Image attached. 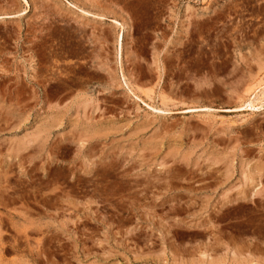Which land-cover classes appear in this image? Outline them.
I'll use <instances>...</instances> for the list:
<instances>
[{
	"label": "rangeland",
	"instance_id": "rangeland-1",
	"mask_svg": "<svg viewBox=\"0 0 264 264\" xmlns=\"http://www.w3.org/2000/svg\"><path fill=\"white\" fill-rule=\"evenodd\" d=\"M263 89L264 0H0V264H264Z\"/></svg>",
	"mask_w": 264,
	"mask_h": 264
},
{
	"label": "crops",
	"instance_id": "crops-1",
	"mask_svg": "<svg viewBox=\"0 0 264 264\" xmlns=\"http://www.w3.org/2000/svg\"><path fill=\"white\" fill-rule=\"evenodd\" d=\"M212 77H213V74H212ZM186 78L185 77H181L179 78L177 81V85L175 86V88H169V86L166 85L167 81L166 80H163L162 81V76L159 77V80L156 81V78L155 79H146V80H131V84L135 87L134 91H135V96L137 95L141 100L143 101H147L148 103H154L155 105H157V107H159V109H164L169 107L171 105V101L173 100H178V101H181V100H184L185 99V96H186V93H185V85H183L182 87L180 86V82H183V81H186L185 80ZM209 78H206V79H203V78H199L198 81V86H196V89L199 90L201 93L202 92H205L206 94H208L207 92L209 91H202L206 88V84L207 83H213V79H210L208 80ZM200 93V94H201ZM202 95V94H201ZM209 97H211L210 94H208ZM209 100L208 97L205 99V98H202L201 101H207ZM210 101H212L210 99ZM146 102V103H147ZM226 141L225 142H221V143H224V144H227V142L229 140H231V137L230 138H225ZM216 142L217 139H216ZM220 143V142H218ZM249 142H246L244 144H246L247 146ZM246 146V147H247ZM226 188L223 190V192L220 194V199H217L215 202H217L221 207H225L227 205H230L234 202H241L243 201L246 197H247V190L242 193L240 192L243 188L241 187L240 189H238V191H236L235 195H229V190L232 189L234 190L235 187H228V186H225ZM219 188V187H218ZM217 186H215V188H213V191H216V189H218ZM236 188H239V187H236ZM244 196V197H241V196ZM228 197L230 199H232V201L226 203V204H223V198L225 197ZM214 199V198H213ZM167 200V199H166ZM169 200V199H168ZM222 202V203H221Z\"/></svg>",
	"mask_w": 264,
	"mask_h": 264
},
{
	"label": "bare ground",
	"instance_id": "bare-ground-1",
	"mask_svg": "<svg viewBox=\"0 0 264 264\" xmlns=\"http://www.w3.org/2000/svg\"><path fill=\"white\" fill-rule=\"evenodd\" d=\"M259 91H260V90H259ZM262 91H263V92H262L261 94H262V96H263V95H264V89H263ZM260 92H261V91H260ZM254 95H255V94H254ZM254 95H253V96H254ZM262 96L259 95L258 97L262 98ZM256 97H257V96H256ZM258 97H257V98H258ZM250 98H251V97H250ZM256 100H257V99H256ZM262 101H263V100H262ZM256 102H257V101H256ZM258 102H259V101H258ZM246 103L248 104L249 107H251V108H253V109H254V107H256V105H255L256 103L254 104L253 101H250L249 103L246 102ZM260 103H261V102H260ZM243 106H244V105H243ZM243 106H242V107H243ZM248 106H247V107H248ZM244 107H245V106H244ZM259 107H260V106H259ZM192 109H193V108H192ZM192 109H191V110H192ZM187 110H189V108H188ZM252 127H253V126H252ZM258 130H259V129H258ZM259 132H260V131H259ZM261 135H262V134H261ZM220 141H221V140H220ZM222 142H223V141H222ZM238 143H239V142H238ZM249 147H250V146H249ZM134 169H135V168H134ZM192 174H193V173H192ZM5 175H6V174H5ZM123 175H124V174H123ZM208 175H209V173H208ZM5 178H6V176H5ZM165 178H167V177H165ZM216 179H217V178H216ZM216 179H215V180H216ZM0 180H2V178H1ZM144 180H145V179H144ZM162 180H163V179H162ZM128 181H129V180H128ZM44 182L46 183V181H44ZM49 182H50V181H49ZM147 182H148V181H147ZM41 183H43V182H41ZM41 183H40V184H41ZM148 183L151 184V181L148 182ZM129 184H130V183H129ZM149 184H148V185H149ZM139 185H140V183H139ZM141 185H142V184H141ZM144 186H145V183H144ZM144 186H143V187H144ZM173 186H174V185H173ZM148 187H149V186H148ZM144 188H145V187H144ZM172 188H173V187H172ZM0 193H1V192H0ZM3 193H4V192H3ZM3 195H4V194H3ZM240 196H241V195H240ZM4 197H5V196H4ZM243 197H244V196H243ZM225 200H226V199H225ZM161 202H162V201H161ZM178 202H179V201H178ZM178 202H177V203H178ZM221 203H222V202H221ZM2 206H3V205H2ZM1 225H2V224H1Z\"/></svg>",
	"mask_w": 264,
	"mask_h": 264
}]
</instances>
